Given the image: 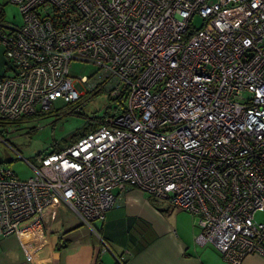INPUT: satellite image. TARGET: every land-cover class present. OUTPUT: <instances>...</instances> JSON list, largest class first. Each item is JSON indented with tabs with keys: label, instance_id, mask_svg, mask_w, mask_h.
Wrapping results in <instances>:
<instances>
[{
	"label": "built area",
	"instance_id": "built-area-1",
	"mask_svg": "<svg viewBox=\"0 0 264 264\" xmlns=\"http://www.w3.org/2000/svg\"><path fill=\"white\" fill-rule=\"evenodd\" d=\"M9 1L23 21L0 25V120L59 98L80 113L72 60L96 65L79 82L118 107L25 159L26 178L0 165V236L39 238L54 202L93 229L131 186L190 212L225 264L264 255V0Z\"/></svg>",
	"mask_w": 264,
	"mask_h": 264
},
{
	"label": "crops",
	"instance_id": "crops-1",
	"mask_svg": "<svg viewBox=\"0 0 264 264\" xmlns=\"http://www.w3.org/2000/svg\"><path fill=\"white\" fill-rule=\"evenodd\" d=\"M7 70L0 46V76ZM194 218L131 186L93 229L54 202L43 214L39 238L0 236V264H121L120 257L122 264H225L212 245L195 241ZM242 264H264V255L247 254Z\"/></svg>",
	"mask_w": 264,
	"mask_h": 264
},
{
	"label": "rangeland",
	"instance_id": "rangeland-1",
	"mask_svg": "<svg viewBox=\"0 0 264 264\" xmlns=\"http://www.w3.org/2000/svg\"><path fill=\"white\" fill-rule=\"evenodd\" d=\"M0 3L4 9V23L20 25L23 18L18 7L9 0H0ZM194 20L196 24L200 23L199 18ZM96 70L95 64L80 60H72L68 65L73 85L82 90L80 100L85 101L79 114L70 112L75 103H65L59 98L49 111L0 123V165L9 167L18 178H26L32 174V168L26 160L39 164L38 154L61 148L70 140V134L87 120L116 111L118 105L110 100L104 85L86 91L79 82V76H90ZM7 73L10 74L11 70L8 69ZM255 217L264 219V213L257 212Z\"/></svg>",
	"mask_w": 264,
	"mask_h": 264
},
{
	"label": "trees",
	"instance_id": "trees-1",
	"mask_svg": "<svg viewBox=\"0 0 264 264\" xmlns=\"http://www.w3.org/2000/svg\"><path fill=\"white\" fill-rule=\"evenodd\" d=\"M4 24V9H3V5L0 3V25ZM111 100V99H110ZM112 101V100H111ZM81 112V111H80ZM40 113V112H39ZM38 113L34 114L37 115ZM79 114V113H78ZM31 115V116H34ZM99 116H93L91 119L87 120L84 125H82L81 127H79L78 129H76L75 131H73L70 134V140L66 142V144H64L61 148L56 149V150H60L65 148L66 146L70 145L71 143L75 142L78 138H80L82 135L86 134L89 131H92L94 128L97 127L98 125V120H96V118H98ZM24 118V117H23ZM5 122H11V121H3L0 120V123H5ZM52 151V150H50ZM50 151H42V153L38 154L39 157L43 154V153H47Z\"/></svg>",
	"mask_w": 264,
	"mask_h": 264
}]
</instances>
